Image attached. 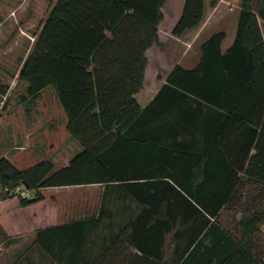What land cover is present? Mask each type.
I'll return each instance as SVG.
<instances>
[{
	"label": "trees",
	"instance_id": "obj_1",
	"mask_svg": "<svg viewBox=\"0 0 264 264\" xmlns=\"http://www.w3.org/2000/svg\"><path fill=\"white\" fill-rule=\"evenodd\" d=\"M50 1L19 70L24 111L53 87L82 148L60 168L0 156L4 234L33 231L55 264H264V0H242L231 46L212 33L143 108L134 95L146 51L161 45L165 0ZM204 14L205 0H185L172 34ZM85 185L103 187L97 211L56 223L42 190Z\"/></svg>",
	"mask_w": 264,
	"mask_h": 264
},
{
	"label": "rangeland",
	"instance_id": "obj_2",
	"mask_svg": "<svg viewBox=\"0 0 264 264\" xmlns=\"http://www.w3.org/2000/svg\"><path fill=\"white\" fill-rule=\"evenodd\" d=\"M210 1L207 0L208 12L210 10L212 12ZM241 1L225 0V5L221 9L227 10L230 16L232 12L238 10ZM53 3L54 1L50 0H0L1 76L18 74L22 60L28 55ZM183 3L184 0H165L162 7L164 17L159 25L162 48L161 45H156L148 51V82L151 79L154 80L159 73L164 75L171 68L173 62H176L173 61L176 59L174 58L175 53L181 54L183 48L188 46L197 48L199 43L207 37L209 31L204 34L199 31L195 38L191 32L187 33L183 37L184 39H174L171 36V30L181 13ZM229 16H226V20ZM161 53L167 57L163 58ZM0 83L5 84V81L0 79ZM6 83L8 88L13 86V94L7 100L1 98L2 101L0 102V108L6 102L8 103L6 109H0V156L7 154V152H15L19 158L13 162L21 168L30 166L42 159H50L55 168L62 167L64 160L81 150L82 145L66 131L64 126L66 116L55 96L54 89L48 87L44 90L40 98L34 102L29 115H26L23 109L22 118L25 120L23 121L20 116L22 109H19L21 98L19 94L22 93L21 89L26 84L21 81L16 82L14 79ZM23 93H26V89ZM7 115H10L11 118L9 122L5 119ZM27 119L29 120L27 121ZM53 119L56 120V126H58L56 131L50 129ZM25 122H28L27 126H25ZM5 126L8 128L6 129ZM24 128L25 132L30 133L29 137L25 136ZM28 139L31 142L30 146L22 145ZM21 146L23 150H19ZM42 191L47 201L55 208V222L60 223L95 213L99 205L101 185L46 188ZM3 202L0 187V208ZM8 204L10 203L8 202ZM10 206L11 204L8 207ZM9 211L13 216L20 215L18 210L12 206ZM23 215H28V211L23 212ZM231 218L230 213L224 214V220L230 221ZM262 230L264 231V224ZM31 233L33 231L21 234L23 235L22 238L9 240L0 227V264H26L27 256L36 263L55 264L48 254L42 252L37 245L31 244ZM166 249V254L173 256L174 242L171 243L170 235Z\"/></svg>",
	"mask_w": 264,
	"mask_h": 264
},
{
	"label": "crops",
	"instance_id": "obj_3",
	"mask_svg": "<svg viewBox=\"0 0 264 264\" xmlns=\"http://www.w3.org/2000/svg\"><path fill=\"white\" fill-rule=\"evenodd\" d=\"M185 1V0H184ZM212 1V0H211ZM211 1L209 2L210 6H212V12L211 10L208 12V4H207V0H205V14H204V17H203V20L200 22V24L188 31H186L182 36L180 37H177V36H174L172 34V30L178 20H176L172 30H171V36L174 38V39H180V38H183L187 33H193V36L195 38V36L197 35V33L199 31H202L203 34L204 33H207V31H209L207 33V37L205 39H207L212 33L216 32V31H224L226 33V36L224 38V40L222 41V50L223 51H226L232 44L234 38H235V34H236V29H237V23H238V15H239V10H240V6L238 7V10L235 11V12H232V14L229 16V12L227 10H224V9H221L222 6L225 5V0H216V2L214 4H211ZM184 4V3H183ZM183 7V6H182ZM182 10V9H181ZM213 13V14H212ZM181 14V13H180ZM212 14V15H211ZM229 16V18H227L226 20V16ZM180 16V15H179ZM178 16V17H179ZM214 28V30H212ZM212 31V32H211ZM160 37V35H159ZM184 39V38H183ZM204 39V40H205ZM203 40V41H204ZM161 41V39H160ZM201 41L199 43V46L197 48H194V47H191V46H188V47H185L183 48L181 54L178 52V53H175V56L174 58L176 59H173V61H176V62H173L172 66L170 69H168L166 71V73L164 75H162V73H159L156 78L153 80L151 79L149 82H148V76H147V67H148V63H149V57H148V51L153 47V46H156V45H153L151 46L147 51H146V55H147V58H148V63H147V67H146V71H145V78H144V81H143V86L142 88L134 95V98L136 99L137 103L139 104V106L141 108L145 107L146 105H148L154 98V96L156 95V93L158 92L160 86L162 85V83L165 81V78L166 76L168 75V73L170 72V70L176 65V64H179V65H182L183 67L185 68H191L193 67L194 65L197 64V62L199 61V58H200V54H201V51H200V46L202 44ZM161 48H162V45H161ZM161 55L163 56V58L167 57L166 55H164L163 53H161ZM22 66V64H21ZM20 66V67H21ZM20 70V69H19ZM14 77V78H13ZM0 79H3L5 81V84H2L0 83V86H6L7 87V90L5 92V94H1L0 93V102L2 101L1 98L7 100V98L9 99L10 96H12L13 94V86L12 87H9L8 88V84L6 82H10L14 79V81H21V82H24V84H26L25 86L23 85V88L21 89L22 93H20V108L19 109H22V112H21V118L23 117V109H24V105H23V96L25 95V93H23V91H25L26 87H27V83L21 79H19V72L18 74H15L14 76L12 74H9V75H4V76H1L0 75ZM2 84V85H1ZM53 88V87H52ZM46 89V88H45ZM44 89V90H45ZM54 89V88H53ZM44 90L41 92V95L42 93L44 92ZM54 93H55V96L57 97L56 95V92H55V89H54ZM40 95V96H41ZM17 98V97H16ZM40 98V97H39ZM58 99V97H57ZM59 101V99H58ZM60 103V101H59ZM8 105V103L6 102V104H4L2 106V108L0 109H3L5 108L6 109V106ZM61 105V104H60ZM62 108V106H61ZM10 110V109H9ZM63 110V108H62ZM64 112V111H63ZM9 114H11V112L9 111ZM65 114V113H64ZM66 116V115H65ZM5 119H7V122H9V120L11 119L10 118V115H7L5 117ZM23 119V118H22ZM23 121H25L23 119ZM28 121V120H27ZM27 123L28 122H25V126H27ZM65 129L66 131L68 132L67 130V117H66V120H65ZM2 124V123H1ZM57 123H56V120L53 119L52 123H51V126L52 128H50L51 130H55L56 131V128L58 126H56ZM6 129L8 128L7 126H5ZM27 128V127H26ZM25 130V128L23 129V131ZM69 133V132H68ZM24 134L26 137H29L28 135L30 134L29 132H25L24 131ZM27 145V146H30L31 142L29 141V139L24 142L22 145ZM50 144H53V143H50ZM21 149L19 150H23L22 146L20 147ZM23 152V151H22ZM21 154V153H19ZM1 156H5L7 158H9L12 162L15 160V159H18L19 158V155L16 154L15 152L13 153H9L7 152V154H2ZM72 157V156H71ZM70 157V158H71ZM70 158H66L64 160V164L63 166H65ZM14 163V162H13ZM100 186V185H99ZM51 188H56V187H51ZM103 187L101 185V191H102ZM4 203V202H3ZM23 235H20V236H17V237H14L12 239H9V240H14L16 238H22ZM34 237H35V234L34 232L31 233V244H34ZM35 245V244H34ZM37 264H40L37 262Z\"/></svg>",
	"mask_w": 264,
	"mask_h": 264
},
{
	"label": "built area",
	"instance_id": "obj_4",
	"mask_svg": "<svg viewBox=\"0 0 264 264\" xmlns=\"http://www.w3.org/2000/svg\"><path fill=\"white\" fill-rule=\"evenodd\" d=\"M13 191L19 194L21 197H29L33 195V191L29 190L24 185L17 186Z\"/></svg>",
	"mask_w": 264,
	"mask_h": 264
}]
</instances>
